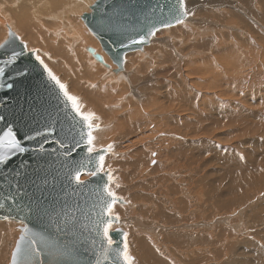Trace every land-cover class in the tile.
<instances>
[{"label": "bare ground", "instance_id": "6f19581e", "mask_svg": "<svg viewBox=\"0 0 264 264\" xmlns=\"http://www.w3.org/2000/svg\"><path fill=\"white\" fill-rule=\"evenodd\" d=\"M187 2L188 7L193 12L192 8L196 9L193 6L195 0H187ZM205 3L208 6L217 5V7H220L218 3H231L237 6L230 10L229 17L232 20V24L234 21H237L239 26L244 27L245 32L242 28H238L234 34H229V37L226 38L223 37L224 35H216L220 30L219 27H210L202 23L204 20L196 19L201 13V15L206 16L212 13V10L210 11L211 8H205L197 13L194 12L195 15L186 18L183 24H176L169 27L171 29L164 30L170 31L167 36L169 39L166 41V45L172 49L178 50L180 48L181 50L184 49V51L177 52L176 55L174 53H166L163 57L164 60H157L156 56H153L159 50V47L154 45L155 41L158 40V35L156 34L150 38V44L143 45L139 50L127 53L123 66L118 67L104 53L100 44L98 45L97 41L88 33L84 20H79L76 17L83 10L93 7L95 5L94 0H0V38L3 36V33L9 32V27L13 31L19 29V32L24 37H28V49L30 45H33L41 49L46 48L51 52L53 47L49 42L48 45L45 44L48 35L50 32H53L54 36L61 43L67 45L69 49L79 51V55L81 53L83 56L82 61L86 63V67L85 65L83 67H85V79L89 81L90 85L88 91L81 83L79 84L74 79L72 80L70 72L54 58V55L51 56V65L59 75L61 73V77L64 75V80L66 79L69 85L73 86L74 92L80 98L85 111L93 112L99 118L95 122L99 126V130L94 133L96 136L95 143L97 147L103 144L114 145L113 150L105 157L106 170H111L112 174L116 173V167L111 165V159L119 157L118 145L121 142L124 143V140L127 139H133V144L140 145L138 151L143 155L140 156L137 166L143 164L145 161L149 162L152 154L155 153L157 154L155 159L158 160L155 171L164 168L163 165H160L163 164L161 159L166 158L174 149H166L163 146L155 149L153 146L149 147L147 144H142L147 138L157 133L156 129L159 121H164V125L170 131L174 130L173 132L183 133L185 127L188 126L189 131L198 134L200 139H197L195 142H189L191 145L183 144L179 149V157L188 161L187 166L190 168L191 174L175 176L173 174L169 178V182L172 183L171 188L180 199L173 200L170 198L171 200L167 204H164L158 201L155 202L153 201L154 199H145V193L143 199H136L137 195H133L134 201L145 200L152 203V208H154L149 213L148 220L145 219L144 223L140 225L143 229H146L145 232L151 236L153 241L155 237H158L157 234L155 236L156 231L158 230L159 232V229L154 226L155 222L160 223L163 221L166 225H175L179 222V218L187 211L188 213L192 212L191 215L195 216L193 214L194 211L190 210L194 208V204L191 201L189 202L187 197L183 199L185 192L182 188L184 184L182 182H187L190 185L205 172L202 182L208 189V199H201L198 205H203L208 210V213H210L209 218L213 222H216L215 216L218 218L217 214L219 212L223 213L225 220L222 221L226 223L228 228H225L221 222L215 224V226L221 225L220 227L207 230L203 227H208L210 223L203 224V227L196 226L193 229L195 232L187 234L179 229L169 230L177 228H166L167 232L164 234L167 237V242L173 247L184 248L189 251L186 256V264H207L209 261H214L211 264H222L223 262L219 260L223 257L226 258L223 264H264V246L262 247L261 245L264 244L262 243L264 239L262 242L256 241L257 237L255 238V235L249 236L248 234L251 229L256 230L254 227L257 225L258 227L256 228L259 230L257 234L264 236V198L255 203L252 210L242 209V206L251 201L252 188L257 186L259 180L262 183L264 182V169L262 171V178H255V173H259L261 170V164H258L259 161H257L256 155L252 151L248 153L250 155L247 154L248 158H245L243 155L244 151H241L247 141V135L250 134L249 131L253 132L256 129L254 120H264L259 116V110L253 111L250 117L248 116L249 112L246 111L247 108L244 104L252 101L249 100L250 95L247 96V94L253 93V90L248 93V74H242L246 67L250 68L249 65L253 64L251 61L254 58L256 60L260 53L258 65L263 59L264 0H206ZM213 11L217 13L214 14L220 19L221 15L218 14V11ZM218 22L220 21L218 20ZM45 23H49L50 28L58 30H49L47 32L44 29ZM39 27H42L46 32L40 33L42 31L39 32ZM193 28H196V30H193ZM259 29H262L263 33ZM181 39H189L188 41L193 43L187 44L188 47L183 48ZM90 40L95 48L88 45ZM220 42L223 46H219ZM249 44L252 48H249ZM242 46L246 49L242 48ZM91 49L94 50V53L90 51ZM55 50L57 52L58 49ZM242 50L243 53L241 52ZM75 54L72 55L73 59H75ZM96 55H100L103 61H98ZM56 56L57 58H62V55L60 56L59 53ZM216 58L220 59L222 67L217 66L216 60L218 59ZM257 76L259 78H256ZM257 76H254L255 78L251 80L255 83V87L264 82L262 74ZM249 77L253 76L250 75ZM177 83L182 84L186 90L175 96V93L179 90L174 93V91L168 90V88L172 87V85H179ZM139 84L141 85V89H144V87L148 88L150 95L153 92L154 94L158 93L155 92L157 89L165 91L163 93L161 90L163 94L156 96L157 102H153L150 99L149 103H142L139 102L142 94L140 95V92L136 90ZM190 86H196L194 87V91H190ZM146 97L148 100L149 96L147 95ZM253 101L255 102V99ZM171 105L185 106L190 112L189 116H186L184 119L173 118L172 113L165 111V108L167 110L168 108L171 109ZM113 115L128 127L123 133L108 136L106 129L109 126L105 119ZM252 117L253 119H251ZM154 118L156 120H153ZM171 124H174L173 130L169 128ZM167 128L161 127L160 131H165ZM219 128L227 129L224 135L226 139L232 138L234 135L240 140L237 143H229L226 151L220 147L218 148L220 140L223 137L221 134L216 135ZM262 129L264 130L263 126ZM256 130L257 133L254 134L257 136L255 137L252 134L255 137L254 140H261L260 134L262 131ZM175 137L174 141H176ZM249 139L251 140L252 136ZM167 142L169 141H164L163 143ZM192 150L194 156H191L192 152L190 156L183 154V152ZM147 153L148 156H146ZM206 153H212L213 155L211 160L204 163L208 166L207 168L211 169L209 173L206 168L195 166L200 161L197 158L204 157ZM213 163L215 166L211 167ZM165 168L169 170L174 169L169 165L168 161ZM88 177L90 176L86 175L82 177V180H86ZM161 183L164 182L161 181ZM122 186L117 187V184L113 183L111 189L117 192L119 196L126 198L128 190ZM182 195H184L183 198ZM146 196L154 198L153 192H150L149 189H147ZM125 198L124 202L116 204L114 209H117L119 216L126 218L128 216V206H132V202L129 198ZM146 207L148 205L144 204V207L140 206V209L144 210ZM239 207L241 209L236 211L235 209ZM257 210L261 212L254 216V212ZM195 211L199 212V209L197 208ZM244 222L248 223L247 228L249 230L240 229L242 226L246 227L243 224ZM14 223H11L10 219L7 221L0 219V264L1 262L10 260V252L8 250L12 247V243L7 240V233L15 228ZM114 229V226H112V230ZM1 237L6 239L3 240ZM9 242L10 245H8ZM134 244L137 245V249L140 246L145 247L144 250L146 252L142 249V252L146 253L143 264H176L173 257L172 261L167 260L169 258L164 256V252L161 251L158 244L156 245L152 242L149 245L150 243L148 244L146 238L142 236H139L136 239V243L134 241ZM166 249L167 247L163 246V250L166 251ZM190 253H193L192 256H189ZM195 254H198L199 257L195 258L193 256ZM208 258H212L213 260Z\"/></svg>", "mask_w": 264, "mask_h": 264}, {"label": "water", "instance_id": "95a60500", "mask_svg": "<svg viewBox=\"0 0 264 264\" xmlns=\"http://www.w3.org/2000/svg\"><path fill=\"white\" fill-rule=\"evenodd\" d=\"M172 2L98 0L83 20L113 63L122 67L127 53L150 43V30L156 33L168 28L169 22L177 24L169 16ZM141 36L145 43L132 44L133 38ZM36 57L9 27L8 38L0 45L4 73L0 76L4 85L0 88V138L11 129L29 149L24 154L13 153L7 165L0 164V219L7 216L23 225L11 264L18 245L22 264H123L116 259L115 250L123 249L125 231L120 227L110 231L111 250L103 235L108 219L101 215L107 176L88 175L82 180L87 175L82 174L83 184L72 179L78 169L86 173L93 163H89L85 147L75 145L78 121L62 105L57 87ZM96 57L103 61L100 55ZM21 68L29 70L26 77L17 76ZM49 130L54 134L36 136L38 131ZM29 135L35 138L29 140ZM92 159L94 162L95 154ZM32 247L39 249L38 256L32 254Z\"/></svg>", "mask_w": 264, "mask_h": 264}, {"label": "rangeland", "instance_id": "374dc122", "mask_svg": "<svg viewBox=\"0 0 264 264\" xmlns=\"http://www.w3.org/2000/svg\"><path fill=\"white\" fill-rule=\"evenodd\" d=\"M62 1V0H60ZM98 0H94V4L95 2H97ZM198 1V2H197ZM206 0H195L193 6L196 7V9L192 8L193 12L197 13L198 11H201V10H204L205 8H208L210 9V11L212 13H210V15H198L196 17L197 20L199 19H202L204 21H202V23H205L207 25H209L210 27H213V26H217L220 28L219 32L216 34V35H224L223 37H229V34H234L235 30L238 29V28H242V30L245 32V29L244 27L242 26H239L238 22L234 21L233 24H232V20L231 18L229 17L230 16V10L233 9V7H237V6H234L233 4L231 3H228V4H223V3H218V6L220 7H217V5H212V6H208L206 3H205ZM211 1V0H210ZM200 4V5H199ZM202 4V5H201ZM200 7V8H199ZM226 7V8H225ZM213 8V9H212ZM225 8V9H224ZM91 10H92V7H90L89 9H85L83 10L81 13L78 14V16H76L79 20L83 19L85 15L87 14H90L91 13ZM213 10H216L218 11V14L221 15V18L219 19L216 12H214ZM225 10V11H224ZM209 12V10H207ZM222 12V13H221ZM227 12V13H226ZM215 13V14H214ZM209 14V13H208ZM214 14V15H213ZM223 14V15H222ZM228 15V16H227ZM229 17V18H228ZM206 18V19H205ZM216 18V19H215ZM49 20V19H48ZM218 20L220 22H218ZM83 21V20H82ZM229 21V22H228ZM209 22V24H208ZM218 22V24H217ZM220 23V24H219ZM45 30L48 32L49 30H58V29H52L49 27V23H45ZM180 25V24H178ZM224 25V26H223ZM226 26V27H225ZM237 26V27H236ZM264 26V25H263ZM87 27V26H86ZM172 27V26H171ZM228 27V28H227ZM47 28V29H46ZM88 30V33H90L92 35V37L94 38V40L97 41V44L99 45L100 42L95 38V36L89 31L88 28H86ZM168 29H171V28H163L159 31L156 32V34L158 35V40L155 41L154 45L159 47V50L156 54H154L153 56H156V59L157 60H164V55L166 53H174L175 55L177 54V52H182L184 51L181 50L180 48L178 50H175V49H172L170 47H168L166 45V41L169 39L167 36L168 34L170 33V31H164V30H168ZM15 30V29H14ZM42 27H39V32L40 33H44ZM193 30H196V28H193ZM231 30V31H229ZM262 33V29H259ZM37 31V30H35ZM45 31V32H46ZM222 31V32H221ZM15 32L18 34V36L21 38V41L23 43H25V45L28 47L29 45V42L27 41L28 40V37H24L22 33L19 32V29H17V31L15 30ZM228 32V33H227ZM196 33V32H195ZM225 33V34H224ZM51 34V35H50ZM50 34L48 35V40L46 39V44L45 45H48V42L49 44L53 47L52 48V51L50 52L48 49L46 48H39L37 46H33V45H30L29 46V49L30 51H35L37 53V56H40V58L44 61V63L52 70V72L59 78L61 79L60 81L65 84L68 88V82L67 80L65 81L64 80V75L61 77V73L59 75V73L53 69L52 67V59H51V56L54 55V58L60 62V64L68 71L70 72V76L72 78V80L74 79L75 81H77L79 84L81 83V85L83 87H85V89L88 91V88H90L89 86V81L87 79H85V67H86V63L85 61L83 62L82 61V58L83 56L79 55V51H74V50H71L69 49V47L63 43H61L53 34V32H50ZM155 34V35H156ZM164 34V35H163ZM264 34V33H263ZM35 35L37 36V34L35 33ZM194 35V34H193ZM51 36V38H50ZM203 37H205V35H203ZM8 38V33H3V36H1L0 38V45L5 42ZM201 38V37H200ZM165 40V41H164ZM189 40V39H188ZM186 39H181V45L183 48H186L188 47L187 44H192L193 42L190 43V41H188ZM160 41V42H158ZM187 41V42H186ZM55 42V43H54ZM163 42V43H161ZM151 43V42H150ZM149 43V44H150ZM165 43V44H164ZM55 44V45H54ZM59 44V45H58ZM88 45L90 46H93L92 43H91V40L89 41ZM58 46V48H57ZM101 46V44H100ZM219 46H223L221 45V42L219 44ZM249 48H252L251 45L249 44L248 45ZM248 46H247V49H248ZM94 47V46H93ZM164 47V48H163ZM58 49L57 52L55 49ZM64 48V49H63ZM68 48V49H67ZM95 48V47H94ZM102 48V46H101ZM190 48V47H189ZM242 48H245L242 46ZM54 49V50H53ZM103 49V48H102ZM165 49V50H164ZM167 49V50H166ZM246 49V48H245ZM161 50V51H160ZM59 51V52H58ZM63 51V52H62ZM66 51V52H65ZM71 51V52H69ZM104 51V50H103ZM168 51V52H167ZM172 51V52H171ZM53 52V54H52ZM68 52V53H67ZM133 52V51H132ZM243 53V50L241 51ZM56 53V54H54ZM59 53V55L61 56L62 55V58L59 57L57 58V54ZM76 53L74 55V58L73 59V54ZM104 53H106L104 51ZM67 54V55H66ZM79 56H78V55ZM261 54V53H260ZM260 54L258 55V58L253 61H251L253 64L257 65H253V64H250V68L249 67H246L244 70H243V75L244 74H248V82L247 83V86H248V93L249 91L253 90V93L251 94H247L250 95L249 96V100H252V101H248L244 104V106L246 105V111L249 112L248 116L250 117V114L255 111V110H259L260 114L259 116L261 118L264 119V82H261L260 85H258L257 87H255V83H253L251 80L253 78H255L257 75L259 74H262L263 75V78H264V54H263V59L261 61V63L258 65V59L260 58ZM160 57V58H159ZM218 59V58H216ZM249 59V57H248ZM60 60V61H59ZM70 60V61H69ZM220 59L216 60L217 61V66L219 67H222L220 65ZM69 61V62H68ZM72 61V62H71ZM75 61V62H74ZM255 62V63H254ZM70 63V65H69ZM82 63V64H80ZM75 64V65H73ZM68 65V66H67ZM85 65V67H83ZM261 66V67H260ZM68 67V68H67ZM73 67V68H72ZM263 67V68H262ZM77 68V69H75ZM73 71H72V70ZM253 69V70H252ZM256 69V71H255ZM81 70V71H80ZM83 70V71H82ZM245 71V72H244ZM73 72V73H72ZM81 72V73H80ZM250 72V73H249ZM251 72H255L254 74L251 73ZM58 73V74H57ZM259 73V74H258ZM253 76V77H249V76ZM255 76V77H254ZM256 78H259V76H257ZM82 79V80H81ZM80 80V81H79ZM87 80V81H86ZM83 81V82H81ZM85 82V83H84ZM140 82H143V81H140ZM83 83V84H82ZM88 83V84H87ZM147 83V82H146ZM145 83V84H146ZM174 83H175V80H174ZM87 84V85H86ZM176 84V83H175ZM179 84V83H177ZM262 84V85H261ZM257 85V84H256ZM88 86V87H87ZM262 86V87H261ZM194 87L196 86H190L189 89L190 91H194ZM182 88V89H181ZM253 88V89H251ZM255 89V90H254ZM260 89V90H258ZM70 94L72 95H75V92H74V89H73V86L72 85H69V88H68ZM138 92H140L139 94L141 95V99L139 100V102H142V103H149L150 99L153 101V102H157V99H156V96H161L165 90L163 89H157L155 92H158V93H155L154 92L150 95V93H148L150 90L146 87H144V89H141V85L139 84L137 86V89H136ZM153 90V88H152ZM161 90L163 91V93H161ZM167 90V89H166ZM168 90H172L174 91V93L177 91L175 94V96H177L178 94L184 92L186 89L182 86V84H179V85H172V87L168 88ZM183 90V91H182ZM145 91V92H144ZM131 92V91H129ZM144 92V93H142ZM260 93V94H259ZM145 94V95H144ZM149 96L148 100L146 99L147 95ZM161 94V95H160ZM234 96V94H232ZM78 97V96H77ZM240 97V96H239ZM242 97V96H241ZM260 98V99H259ZM80 99V98H79ZM255 99V102L253 101ZM260 102H259V101ZM81 101V100H80ZM258 101V102H257ZM260 103V104H259ZM252 104V105H251ZM170 105V104H169ZM81 106H82V109L85 111L84 109V106L82 105V102H81ZM177 105V106H174V105H171V109L168 108H165V111L168 112V113H172L173 115V118H186V116H189L190 112L189 110L181 105ZM250 106V107H249ZM177 107V108H176ZM175 108V109H174ZM252 108V109H251ZM258 108V109H256ZM182 109V110H181ZM186 109V110H184ZM254 109V110H253ZM85 112H89V111H85ZM134 113V112H132ZM151 113V112H149ZM169 117V116H168ZM148 119V118H147ZM253 119V117L251 118ZM105 120H107V124H108V128L106 129L107 133H108V136H112L114 134H120V133H123L124 130H127L126 128L128 126H126V124H124L122 121L120 122L116 116H112L110 118H106ZM118 120V121H117ZM153 120H156L155 118ZM117 121V122H116ZM159 125L157 126V133L155 135H153L152 137L150 138H147L142 144H147L149 147H154L155 149H157L158 147L160 146H163L165 147L166 149H174V151L167 155L166 158H163L161 159L163 164H160V165H163V169H158L157 171H155V166L157 165L158 163V160H156V155H153L152 154V158L149 162L145 161L143 164L137 166V162L140 158L141 155V152L138 151V147L140 145L138 144H133V139H127V140H124V143L121 142V144L118 145V151H119V157L118 158H113L111 159V165L116 167V173L112 174L114 175L113 177L115 178V184L121 186L123 185L122 187L126 188L128 190V195H126L127 197L125 199H128L132 202V206H128V216L125 217H122V216H119L121 217L120 221L118 224H113L114 228L117 229V228H122L125 233L127 234V244H128V247L130 246L129 248V254L134 258V264H143V261L145 259V256H146V251L144 250L145 247L143 248V246H140L139 249H137V245L134 244V241L136 243V239L139 237V236H142L144 238H146L147 242L149 245H151L152 242H154L156 245L158 244L159 245V248H161V251L164 252V256H166L168 261H172V257L175 259V263L176 264H186V261H187V252H189L187 249H184V248H178V247H173L171 246V244L169 245V243L167 242V237L164 233H166V228H177V229H169V230H180L184 233H190V232H193L194 228L196 226H204L203 224L205 223H210L208 225V227H203L204 229H213V228H216V227H220V226H215L216 223L218 222H221L224 224V227L226 228L227 225L225 222H223L222 220H225V217H223V213H218L217 216L218 218H216L215 216V220L216 222H213L209 217H210V213H208V210L205 209V207L203 205L199 206L198 202L201 201V199H208V189L203 185V178H204V175H205V172L199 176L197 179H195L190 185H188L187 182H182L184 183L182 185V188L184 189V192H185V197L183 198L184 195H182V198L183 199H189V202L191 201V203L194 204V208L190 209L191 211H194L193 215H191L192 212H189L188 211L181 216V218H179V222H177L175 225H166L163 221L158 223V222H155L154 223V226H156V228L159 229V232L158 230L156 231L155 233V236L156 234L158 235V237L156 238L155 237V241L151 239V236L146 233V229H143L142 228V224L144 223L145 219L148 220L149 216H150V212L152 211V206L153 204L152 203H149L145 200H142V201H139V200H136L134 201L133 199V195H137V198L136 199H143V195L145 193V199H154L153 201H158V202H161V203H164V204H167L171 199L173 200H178L180 199L177 194L175 193V191L171 188L172 186V183L169 182V178H171L174 174L175 175H190L191 174V170L190 168L187 166L188 165V161L186 160H183L179 157V149L180 147L184 144L186 145H191L189 142H195L197 141V139H200V136L198 134H195V133H192L191 131H189L188 129V126L185 127V130L184 132H173L174 130L172 129L174 124H171L169 127L170 129H172L173 131H170L165 125H164V121H159L158 122ZM254 123H255V128L256 129H259L260 131H262V133L260 134V136L262 137L261 140H254V138L257 136L256 134L254 133H257L256 129L253 130V132H250L249 131V135H247V141L245 142V145L243 147V149L241 151H244L243 155L245 158H248V153H251V151L256 155V158H257V161L258 164H261L260 165V168L261 170L259 171V173H255V178H262V171L264 169V133H263V129H262V126L264 127V120H260V119H255L254 120ZM106 124V123H105ZM125 125V126H124ZM161 127H165L167 128V130L165 131H160ZM224 129V130H223ZM219 128L217 129V132H216V135H220L223 136L222 139L220 140V144L218 146V148H222L226 151V149L229 147L228 144L229 143H237L240 139L237 138V136H234L233 135V139L232 138H225V133H226V128ZM109 131V132H108ZM255 131V132H254ZM255 136H253V135ZM174 136L176 141H174ZM252 136V139L250 140L249 138H251ZM229 139V141H228ZM181 140V142H180ZM236 140V141H235ZM159 141V142H158ZM164 141H169L167 143H163ZM126 142V143H125ZM249 142V143H248ZM226 143V144H224ZM126 144V145H125ZM109 145V144H107ZM106 144H103V145H100L98 146V148H105L107 147ZM157 145V146H156ZM224 147V148H223ZM139 152V153H138ZM192 152V154H191ZM238 153V152H237ZM183 154H185L186 156H194V152L193 150L192 151H186V152H183ZM248 154V155H247ZM146 156H148V153L146 154ZM213 157L212 153H206L204 155V157H200V158H197V160H200L199 162H197L195 164V166H198L200 168H206L207 172L209 173V171L211 170L210 168H207L208 166H206L204 163L206 161H209L211 160V158ZM155 160L156 163L153 164L152 161ZM169 163V165H171L174 169L173 170H169L168 168L166 169L165 166H167V161ZM215 164L213 163V165H211V167H214ZM218 166V165H216ZM187 170V171H185ZM107 171V170H106ZM185 171V172H184ZM89 178V177H88ZM118 178V179H117ZM142 178V179H141ZM163 179V180H162ZM164 182V183H161ZM121 182V183H120ZM126 183V185H125ZM199 183V184H198ZM132 185V186H131ZM151 186V187H149ZM188 186V187H187ZM198 187V188H197ZM147 189L150 190V192H153V195H154V198H148L146 196V193H147ZM155 193V194H154ZM157 193V194H156ZM251 193H252V197L250 198L251 201L250 203H247L246 205L242 206V209H246V210H252L253 206L255 203H258L259 200H261V198H264V182L262 183L260 180L257 182V186L255 188H252L251 190ZM176 194V195H175ZM187 194V195H186ZM175 196V197H174ZM122 197V196H121ZM171 198V199H170ZM124 200V199H123ZM119 204V203H118ZM144 204L148 205V207H146V209L144 210H141L140 209V206L141 207H144ZM139 206V207H138ZM199 209V212L195 211L196 209ZM241 208H237L235 209L236 211L240 210ZM135 212V213H134ZM261 211L260 210H257L254 212V216L258 215ZM148 213V214H147ZM214 213V212H212ZM248 213V212H247ZM114 214H117L118 215V211L117 209H114ZM130 215V216H129ZM216 215V214H215ZM131 216H133L131 218ZM129 217V218H128ZM147 217V218H146ZM125 218V219H124ZM131 219V220H130ZM126 220V221H125ZM128 220V221H127ZM214 220V221H215ZM234 220V219H232ZM7 221V220H6ZM132 221V222H131ZM141 221V222H140ZM9 222V221H8ZM15 222V223H14ZM187 222V223H186ZM11 223H14L15 224V228L11 231H9L7 233V240L10 241L12 243V247H10V249L8 250L10 252L9 254V258L10 260H8L7 262H1V264H11V257H12V253L15 249V246H16V242L19 238V235L21 234V227H23V225L21 223H16V221H13L11 220ZM134 223V224H133ZM138 223V224H137ZM17 224V225H16ZM120 224V225H119ZM141 224V225H140ZM245 226H242L240 229H247V225L248 223L247 222H244L243 223ZM255 225V224H254ZM258 227L257 225L254 227L256 230H250L248 232L249 236H254L257 240L259 241H263L264 239V236L263 235H258L257 233L259 232V230L256 228ZM228 228V227H227ZM114 229V230H115ZM165 229V230H164ZM202 229V228H201ZM113 231V230H112ZM252 231V232H251ZM195 232V231H194ZM209 232V231H208ZM251 232V233H250ZM253 234V235H252ZM150 237V238H149ZM4 239V237H1ZM134 238V239H133ZM252 238V237H251ZM156 239H158L156 241ZM163 240V241H162ZM165 240V241H164ZM252 240H254L252 238ZM254 240V241H255ZM160 241V242H159ZM10 242L8 243V245H10ZM157 242V243H156ZM162 242V243H161ZM166 243H168V245H166ZM264 243V241L262 242ZM162 244V245H161ZM4 245V244H3ZM132 245V246H131ZM262 247L264 246V244H261ZM163 246H166L167 249L166 251L163 250ZM169 246V247H168ZM171 246V247H170ZM8 247V246H7ZM205 247V246H204ZM174 248V249H173ZM176 248V249H175ZM145 252H142L143 250ZM264 249V248H263ZM226 252V250H224ZM167 253V254H166ZM186 253V255H185ZM169 254V255H168ZM193 253H190L189 256H192ZM171 255V256H170ZM142 256V257H141ZM195 258L199 257L198 254H195L193 255ZM213 256V254H212ZM208 259H212V258H208ZM226 258L223 257L222 259H220L219 261L225 263L224 261ZM213 260V259H212ZM184 262V263H183ZM214 261H209L207 264H211L213 263ZM174 263V262H173ZM222 263V264H223ZM149 264V263H148Z\"/></svg>", "mask_w": 264, "mask_h": 264}, {"label": "snow or ice", "instance_id": "6c2138e0", "mask_svg": "<svg viewBox=\"0 0 264 264\" xmlns=\"http://www.w3.org/2000/svg\"><path fill=\"white\" fill-rule=\"evenodd\" d=\"M195 13L190 10L188 7L187 0H173L171 5L169 6V16L170 20H174L177 24H183L185 19L189 16H194ZM171 23L169 22L166 27H171ZM159 29H157L158 31ZM155 32L149 31L148 36H155ZM145 37L141 36L138 39L133 38L132 44H143L145 43ZM26 47V45H25ZM16 57L12 58V61H15ZM36 60L43 66L44 71L47 72L48 78L50 81L54 83V85L58 89L59 96L62 97V105L73 114V117L78 121L79 131L76 135L79 137L78 140H75V145H83L86 149V152L89 157V163H93V167L88 169L87 172H82L81 170H77L75 175L72 177L76 181L77 184H83L80 177L82 174H87L90 176H99L104 174L107 176V183L103 185V192L105 195L104 199V208L101 213L102 216H107L108 219L105 220L103 225V235L107 239V244L109 249L111 250V245H113L114 241L110 235V231L112 230V226L114 223L119 222L120 217L117 214H114V207L116 204L123 201V197L119 196L117 192L112 191L111 186L115 183V178L113 177L111 170L106 171L105 166V156L111 152L114 148V145L109 144L106 148H98L95 141L96 136L95 132L99 130V126L95 123L99 118L93 112H85L82 109L81 102L79 97L70 94L67 86L63 84L60 79L52 72L50 68L44 63V61L40 58V56L36 57ZM11 62V61H10ZM29 70L27 68H21L17 70V76L26 77L28 75ZM3 69H0V76H3ZM12 84H8V88H12ZM4 87L2 83H0V88ZM3 117H0L2 120ZM54 133L49 130L47 133L37 132L36 136L40 135H53ZM34 136L29 135L27 139H34ZM61 147H65L63 142H60ZM42 150V149H41ZM29 149L23 146L19 139L16 138L15 133L9 129L3 138H0V164L7 165L13 155V153L24 154ZM95 154V160L93 162V155ZM155 155V153H153ZM153 164L156 163L155 160L152 161ZM119 185H117L118 187ZM5 220H8L9 217H5ZM23 231L27 232L28 229L24 228ZM23 239V238H22ZM35 244V241L31 242ZM30 251L34 255H39V249L32 247ZM22 255V247L17 246L16 253L12 258V264H22L21 261ZM115 257L117 260H122L123 264H134V258L129 254V248L127 244V234H124V242L122 250H115Z\"/></svg>", "mask_w": 264, "mask_h": 264}]
</instances>
